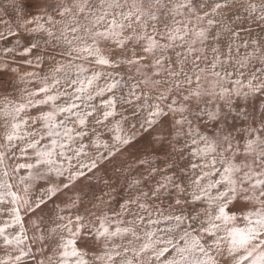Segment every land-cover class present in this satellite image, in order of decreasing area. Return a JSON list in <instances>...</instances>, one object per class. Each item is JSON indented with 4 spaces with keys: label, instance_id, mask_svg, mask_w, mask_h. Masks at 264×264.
<instances>
[{
    "label": "snow or ice",
    "instance_id": "6c2138e0",
    "mask_svg": "<svg viewBox=\"0 0 264 264\" xmlns=\"http://www.w3.org/2000/svg\"><path fill=\"white\" fill-rule=\"evenodd\" d=\"M9 7L0 41L16 44L0 51L51 67L40 77L0 63L36 84L0 104V244L15 252L0 264H264V0ZM168 118L187 138V162L129 191L118 212L102 207L111 193L82 182L136 140L124 125L147 132ZM161 197L172 212L153 218L141 199Z\"/></svg>",
    "mask_w": 264,
    "mask_h": 264
},
{
    "label": "rangeland",
    "instance_id": "374dc122",
    "mask_svg": "<svg viewBox=\"0 0 264 264\" xmlns=\"http://www.w3.org/2000/svg\"><path fill=\"white\" fill-rule=\"evenodd\" d=\"M10 0H0V9L5 11V19H15L14 13L11 7H9ZM3 26H0V31H3ZM16 44V38H9L7 42L0 41V49L3 47H13ZM43 55V53H41ZM14 54H5L0 51V63H7L11 68H17L19 74L27 72H36L38 76L43 77L49 74L51 65L47 62L41 64L39 68H32L26 64L20 63L23 59L16 57V62H13L12 57ZM34 59L33 57H29ZM45 61L48 57H44ZM27 79V78H26ZM0 80L7 82L9 87L7 90L0 88V104H3L5 98L10 101H20L22 95L21 89H34L36 87L35 82L27 83L20 81L17 77L8 72L7 74L0 73ZM35 115L36 113H32ZM125 131L137 132V138L130 146H126L121 149L120 152L114 156L108 157L106 160L98 162L97 168L94 170L95 176L88 181H83V184H91L93 187L99 185L100 189L104 192H110L114 199L109 200L107 196L104 197L107 204L102 205L105 209H115L119 211V203L123 202L124 199L128 198L129 191H131L132 197L139 195L140 191H148L150 188L155 186L156 180L162 178L165 173L170 174L173 167L182 166L187 162V151L184 149L186 143V137L183 136L180 129L173 126L171 119L168 118L166 123L157 124L147 132L138 131L139 124L135 129H130L127 124L124 125ZM3 134V129L0 128V136ZM102 140L109 142L107 136L102 137ZM87 151L89 157H82L85 162L88 159L96 156V149L89 146ZM100 151H104L101 149ZM183 151V156L181 152ZM75 164L76 161L73 160ZM67 166V165H65ZM156 168L157 173L152 174V169ZM160 169H164V172H160ZM91 176V174H89ZM133 181H140L132 189H129V185ZM14 185V189L19 192L20 195H24L22 191L16 187L15 180L11 181ZM106 182V183H105ZM107 185V186H106ZM142 203L147 204L148 210L153 213V218H156L160 212L163 215H168L172 212V209L168 207L169 201L164 200L161 197L160 200L153 199H141ZM159 210V211H158ZM140 211L135 204L131 206L128 213L123 215V219L128 221L131 219V213ZM111 214V212L109 213ZM147 215L146 213H141ZM3 218H0V226H2ZM160 227H164L163 224ZM145 228V224L141 223L137 228V232ZM8 232L12 235L15 233L10 228ZM32 235V231L28 233ZM117 244H123L124 241L117 240ZM15 252L11 247L3 246L0 244V259H6L9 255H14Z\"/></svg>",
    "mask_w": 264,
    "mask_h": 264
}]
</instances>
